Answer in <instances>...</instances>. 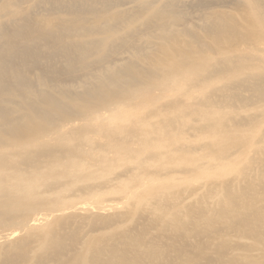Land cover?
<instances>
[{"label": "bare ground", "instance_id": "6f19581e", "mask_svg": "<svg viewBox=\"0 0 264 264\" xmlns=\"http://www.w3.org/2000/svg\"><path fill=\"white\" fill-rule=\"evenodd\" d=\"M0 264H264V0H0Z\"/></svg>", "mask_w": 264, "mask_h": 264}, {"label": "rangeland", "instance_id": "374dc122", "mask_svg": "<svg viewBox=\"0 0 264 264\" xmlns=\"http://www.w3.org/2000/svg\"><path fill=\"white\" fill-rule=\"evenodd\" d=\"M229 6V7H225V8H216L215 10H221V11H227V12H230L233 10V8ZM203 9H195V10H191V13H195V14H198L199 12L198 11H202ZM122 116H124L123 120H126L127 118L128 119H134L136 118V116L139 115V113L136 111V110H133V111H126V110H123L122 111ZM122 120V121H123ZM157 120V118H154V117H151L147 120H145L144 122H142V125H144L143 127H148L152 122H155ZM122 124H125V123H122ZM141 124H138L137 127H140ZM157 134L161 135V133L157 132ZM96 135H99V134H95ZM156 135V134H155ZM159 135H156V136H159ZM188 137V135H186ZM185 137V138H187ZM184 142H189V144H192V145H195L196 143H200V142H194V139L193 138H189V140H185ZM67 146L70 145L68 142L66 143ZM141 147V146H140ZM155 152V149L154 150H151L150 153H153ZM169 156H173V157H176L177 154L176 153H171L169 152L168 153ZM194 156L195 157H199L200 156V153H194ZM143 157V156H141ZM162 162V160L160 159H155V160H148V161H145V168L146 169H154V167H156L158 164H160ZM246 161H243L242 163H244ZM119 166H121V164L117 165L116 167L114 168H109L111 173L109 174L108 177H111L113 178L117 173L119 174L121 169H123V167H120L118 168ZM130 166V163H126L124 164V167H128ZM172 169H178V165L177 164H173L170 166ZM171 179H161L159 180V182H157V184H165V183H179V184H183V181L185 180V178H180L181 176L176 174V173H172L169 175ZM173 178H180L178 181H172ZM196 180H192L190 183H195L196 184ZM184 185V184H183ZM181 185V186H183ZM143 187L145 186L146 188H149L151 186H153V184L150 182H146L142 185ZM144 189H142V187L140 188H132V189H129L128 188V185H125L123 187V191H124V194L123 193H119V194H115L114 192H111V191H108V192H105V193H102V194H99L101 198H103L104 200H107L105 202V204L107 205L108 207V210L106 211V213H110V212H116V211H122V212H125L126 209L129 207V205L132 204V200L131 198L128 197V193H132V194H136V193H141ZM147 212H149L148 210L145 209V207L143 209H141L139 211V216L142 217V215L146 214ZM143 219H146L147 217H142ZM150 221H148L149 223ZM152 233H154L155 231L154 230H151Z\"/></svg>", "mask_w": 264, "mask_h": 264}]
</instances>
